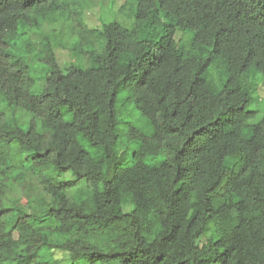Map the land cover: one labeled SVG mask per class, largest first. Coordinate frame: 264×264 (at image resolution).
Segmentation results:
<instances>
[{
  "label": "trees",
  "instance_id": "1",
  "mask_svg": "<svg viewBox=\"0 0 264 264\" xmlns=\"http://www.w3.org/2000/svg\"><path fill=\"white\" fill-rule=\"evenodd\" d=\"M130 1L115 11L122 20L90 29L92 0H0V264H60L55 250L69 264H264V116L253 122L246 76L253 68L264 79V0ZM27 28L44 31L37 44ZM63 30L88 66L61 71L54 50L68 45L53 36ZM35 62L46 70L39 95ZM216 63L221 84L207 78ZM121 91L153 128L128 126L140 141L131 158L115 151ZM6 109H21L28 126ZM77 180L88 199L70 193ZM38 187L43 215L27 212Z\"/></svg>",
  "mask_w": 264,
  "mask_h": 264
},
{
  "label": "rangeland",
  "instance_id": "2",
  "mask_svg": "<svg viewBox=\"0 0 264 264\" xmlns=\"http://www.w3.org/2000/svg\"><path fill=\"white\" fill-rule=\"evenodd\" d=\"M94 3L90 6H86L83 14V19L85 23L87 24L88 28L90 29H99L102 28L103 23L102 22H109L113 20L115 17L120 19L121 14L115 15L123 4L124 0H116L114 4V11H111V4L109 0H92ZM133 1L131 0L129 2L128 8L130 9L132 5H134ZM128 9V10H129ZM126 10L128 13L129 11ZM125 13H122L123 19ZM127 16V15H126ZM128 18V17H127ZM130 20V19H129ZM131 22V20H130ZM51 26L46 23V25L43 27V30H48ZM24 30L23 26H20V32ZM38 28H27L28 35H31L35 43L37 44L42 36L44 31H38ZM65 30V29H64ZM57 34L53 36L55 40H62L64 41L68 46L66 48L62 47H56L54 52L56 55L57 63L61 68L62 72H66L71 64L79 65L82 67L88 66L90 63L86 60V58H81V54L76 52L74 50V53L70 49L73 47L71 45H77L78 38L73 39L70 41L64 34ZM149 36H155L153 31L149 30L143 33L142 37L148 38ZM157 37V36H156ZM187 39V35L183 34L180 29H178L177 32V39L180 38ZM24 43V40L20 38L19 44ZM92 46H85V50L92 49ZM73 50V49H72ZM45 65L42 62H35L32 64V71L31 76L35 80V84L32 88V92L34 94H41L43 91L46 79H45ZM246 76L251 83V86L254 88V90L251 93L252 99L248 106V109H258V114L256 118L253 120V122H257L264 116V79L261 73L256 71L255 69H250ZM208 80H215L216 83L221 84L227 79V72L226 67L223 64L216 63L213 68L211 69L210 73L207 76ZM128 92L127 91H121L117 95V101H116V112H117V131L119 134V139L117 141V144L115 146L116 152H122L124 150H128L127 158H131L135 151H137L140 147V141L134 140L129 138L127 134V128L129 125L134 126L138 131H140L143 134L150 135L152 134L153 128L151 123L149 122V119L143 115L140 111V109L137 107L135 102H129L127 101ZM6 111L9 113V115H12V113H15L17 118L19 119V116L22 115L25 118V114L21 109L11 110L6 109ZM25 115V116H24ZM14 117V116H13ZM15 118V119H17ZM66 120H71V116L66 113L65 114ZM17 119V120H18ZM19 121V120H18ZM21 125H23L25 128L28 126V117L26 116V119L23 121H19ZM250 131L249 129L245 130V136H249ZM79 143L83 146V148L90 153L91 155L97 157L102 152L99 147L93 145L87 138L82 136L81 134L78 137ZM165 159V155L161 154L158 156H153L145 159V163L149 166H155L162 162ZM234 162V159H228L226 164L232 165ZM63 179V178H61ZM64 179L66 180H74L76 177L71 173L68 172L64 176ZM31 181L35 184L36 180L35 178H31ZM77 183L74 185V187L70 190V193H74L76 195V199H88L92 195V190L90 187H88V184L84 180H77ZM9 186V202L11 204H19L22 199V193L20 188L10 182L8 184ZM38 198L36 200V203L31 207L27 208L28 213H35L37 215H43L46 212V209L44 207V203L48 201V197L45 196L42 189L38 187ZM82 197V198H81ZM56 258L60 260V264H69V255L63 251L55 250L54 252ZM86 260V259H85Z\"/></svg>",
  "mask_w": 264,
  "mask_h": 264
}]
</instances>
